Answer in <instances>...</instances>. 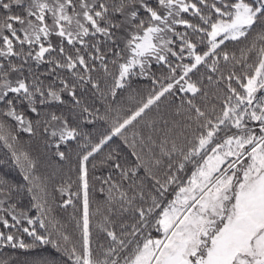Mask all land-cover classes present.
<instances>
[{"label": "snow or ice", "instance_id": "1", "mask_svg": "<svg viewBox=\"0 0 264 264\" xmlns=\"http://www.w3.org/2000/svg\"><path fill=\"white\" fill-rule=\"evenodd\" d=\"M0 146V264H264V0H0Z\"/></svg>", "mask_w": 264, "mask_h": 264}, {"label": "trees", "instance_id": "2", "mask_svg": "<svg viewBox=\"0 0 264 264\" xmlns=\"http://www.w3.org/2000/svg\"><path fill=\"white\" fill-rule=\"evenodd\" d=\"M41 71L43 68L40 69ZM145 87H150L147 81L144 82ZM100 131H103V127L99 129ZM28 140L27 134H21V143L24 145L25 149H28L32 151V155L35 157H38L41 160V166L39 167L38 171L41 175H51L52 173H56V179L55 184L59 185L61 182L62 177H66V175H71L73 179L76 178L75 173H70L69 169L75 164V156L74 154L70 155L69 159L66 161H60L57 157L52 155L51 152L49 153H41L36 149L35 142L30 147L25 141ZM117 145H120V141L118 138H116L110 145H108L104 149V154H106L111 148L116 147ZM122 147V145H120ZM54 151V150H53ZM7 152V149L0 146V160H7V163L0 164V176H7L8 179L13 181H22V177L19 175V169H16L14 166L11 165V160L5 156V153ZM48 157L47 159L45 157ZM103 158V155L97 157V161ZM96 175H107L108 169L105 167H99L95 172ZM97 189L99 188V185H96ZM72 191H76V186L73 185ZM98 200H95L93 202L92 208L93 211L96 210V208H101V211H104V205L102 204L103 196H100L97 192ZM67 198V196L63 197ZM55 199L57 202L61 201V196L59 193H56ZM75 201V198H73ZM29 200V197L27 194H25V197L23 199V203L27 204ZM55 207V205H54ZM33 215H35V210L32 212ZM63 223L68 225L67 231L69 233H72L75 235V221L72 220L73 215H78L76 210H74L71 206H68L66 210L56 208V211L54 213ZM102 216L97 215L93 219V224L95 225L101 220ZM153 235H156V233H153ZM103 234H101L102 238ZM94 237H95V229H94ZM27 242H31L30 238ZM5 249H0V253L5 252ZM10 251L14 258L19 260L21 264H23L24 261H33L35 259H39L41 257L45 258H55L58 261V264H71V261L68 260L67 256L63 255L62 253L56 252L51 245H40L39 247L35 249L30 250H24V249H17V250H7Z\"/></svg>", "mask_w": 264, "mask_h": 264}]
</instances>
